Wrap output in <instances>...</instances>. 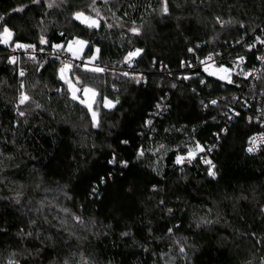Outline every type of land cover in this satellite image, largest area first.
<instances>
[{
  "label": "trees",
  "instance_id": "1",
  "mask_svg": "<svg viewBox=\"0 0 264 264\" xmlns=\"http://www.w3.org/2000/svg\"><path fill=\"white\" fill-rule=\"evenodd\" d=\"M162 7L163 0H97L100 27L88 28L73 14L95 18L92 0L51 8L42 0H0V25L13 33L0 44V264H264V148L246 152L247 139L263 128L243 111L226 121L227 107L240 100L232 96L246 93L242 78L224 85L196 68L209 53L220 54L219 64L237 56L244 67L254 64L264 0H168L167 14ZM75 38L88 42L84 57L106 67L74 68L80 84L65 73L100 94L98 127L71 99L56 61L7 62L17 43L49 50ZM136 48L143 52L130 67L125 57ZM126 68L143 80L133 83ZM21 84L30 98L23 105ZM254 91L264 92V66ZM102 97L119 103L105 108ZM197 143L211 149L215 178L202 152L176 163Z\"/></svg>",
  "mask_w": 264,
  "mask_h": 264
},
{
  "label": "snow or ice",
  "instance_id": "2",
  "mask_svg": "<svg viewBox=\"0 0 264 264\" xmlns=\"http://www.w3.org/2000/svg\"><path fill=\"white\" fill-rule=\"evenodd\" d=\"M33 3H39L40 0H32ZM104 3H107L108 0H103ZM55 3V0H52V2H50L48 4V7L51 8L53 6V4ZM95 4H96V0H92V11L96 13V16L99 17V9L95 8ZM26 7V6H25ZM25 7H20V8H16V9H13L14 12H24L25 10ZM169 11L168 9V0H163V7H162V12L164 14H167ZM73 18L76 19V20H79L81 23L85 24L88 28H99L100 27V22H99V19H96V18H93L91 15H86L84 11H77L73 14ZM4 18L3 17H0V21H2ZM217 22L218 23H221L223 24L224 22L220 20L219 17H217ZM109 28L113 27V25L109 24L107 25ZM0 27H2V32H0V42H3V43H8V38H10L13 33L12 31L7 27V24H2L0 25ZM130 32H132L133 35H139V28H136V27H132L131 29H129ZM257 40L264 44V40H260L259 37H257ZM40 43L41 44H46L48 43V41L45 39L44 36H41L40 37ZM237 43H240V41H237ZM88 42L87 41H84V40H81L79 38H75L73 40H70V41H67L66 42V46L65 45H61V44H58V45H54V48L57 50V52L59 53L61 50H64V51H67L71 54L72 56V59H79V55H78V52L82 50V47L83 46H87ZM81 46L79 49H76L74 50V46ZM16 47L17 48H24V47H34V46H31V45H28V46H25V45H22V44H19L17 43L16 44ZM249 49L255 47V45H249L248 46ZM100 49L97 48L95 49V52L96 53H99ZM189 51H194L193 49H189ZM143 52V49H140V48H136L134 49L133 51H129L127 56L125 57V63H127L130 67H131V64L134 60V58L140 56ZM218 55V54H217ZM213 54H209V56L205 59V60H201V63L202 64H206L208 61H212L213 60ZM96 59V56L94 55L90 61L86 62V63H83L81 65H74L72 63V60H65V61H62L61 64L62 66L59 68V78L61 80H64L65 83L68 84V90L70 92V95H71V99L74 100V101H79V103L81 104H84L87 108H88V111L91 113V117H92V124H93V127H98L99 126V119H98V112H99V101H96L95 100V97L100 95L99 93H97L93 88H90L88 87L87 85H84L82 88H77L75 84H73L71 82V78H66L65 77V73L66 71L69 72V73H72V75L74 76L75 78V81H76V84H80L81 83V80H80V77L79 76H75V73L73 72V69L74 68H78L80 69L81 71H87V72H95V73H100V72H104L105 69L104 68H100L99 66H93V67H89V64L92 63V61H94ZM259 60L261 61H264V56H260L258 57ZM244 60L243 57H239L238 58V64L239 63H242ZM10 63H15L16 62V58L15 57H12L10 58ZM237 64V66H238ZM43 65H41L42 67ZM190 66V65H189ZM205 71H208V68L206 67L205 68ZM219 72L221 73H225V75H219L217 78L222 80V81H226L227 83H233V80L231 79V70L230 69H227V68H224L223 66H221L219 69H218ZM20 76H23L24 75V72L23 70L20 71ZM216 73H213V72H209V75H215ZM245 75V77L247 76H250L252 75L251 72H244L243 73ZM124 76H128L129 73L127 72H124L123 73ZM189 77H185V79H188ZM137 83L140 82L139 79L136 80ZM201 83H205V81L201 80ZM23 84H21V88H23ZM173 87H175V85H173ZM59 91V90H58ZM78 93H82L83 95V99L81 98L80 95H78ZM89 94H91V98H92V103H89L88 102V97H89ZM30 98L27 96V94L21 92L20 94V97H19V104L23 105L24 103H26ZM93 103H95L97 105L96 109L94 110L93 109ZM102 103H103V107L105 108H114L115 105L117 103H119L118 100L116 101H112V100H109L107 97H102ZM203 103V102H202ZM211 105H216L218 103L217 100H211L209 102ZM36 107H40L39 104L36 105ZM157 108H160L161 106L159 104L156 105ZM204 107H208V105H204ZM19 115L23 116L24 115V112H19ZM236 115H239V113H236ZM251 120V118H249ZM151 121H146V124L147 125H151ZM257 139H260L262 141H264V136H261V137H252L250 139V144L252 146H250L247 151L248 152H254L257 150V145H256V141ZM123 143H128L127 141H123ZM163 147V146H161ZM196 150L198 151H204V148L203 146H201L199 143L196 144L195 146ZM208 151H211V149H208ZM144 155V150L143 149H139L138 152H137V158H140ZM195 155H196V152L192 149H190L187 153V156H177V159H176V163L177 164H180L182 163L183 161H185L186 159L188 160V162H191L192 159L195 158ZM110 164H115L116 163V159H115V156L113 157L112 160L109 161ZM122 163V166L123 167H128V162L127 161H123L121 162ZM204 163L210 165L209 169H208V175L215 178L216 177V171L214 170L215 169V165L212 164V162L210 160H205ZM101 182L103 183L104 180L102 179ZM93 193L96 192V189L93 188ZM63 211L65 213H67L69 210L67 208L63 209ZM169 213H171V209H168ZM73 219L79 223V224H83V219L81 216H73ZM200 225L198 224L197 227H199ZM172 229L169 228L168 229V232L169 233H172ZM28 235H31V233H28ZM123 236H128L129 233L128 232H124L122 233ZM180 251L183 253L184 252V248L181 247L180 248ZM15 255V254H13ZM82 259H83V256H82ZM8 264H18V262L16 260H9ZM64 264H68V261H65ZM84 264H87V260L85 259L84 260Z\"/></svg>",
  "mask_w": 264,
  "mask_h": 264
},
{
  "label": "built area",
  "instance_id": "3",
  "mask_svg": "<svg viewBox=\"0 0 264 264\" xmlns=\"http://www.w3.org/2000/svg\"><path fill=\"white\" fill-rule=\"evenodd\" d=\"M260 40H264V34L262 35ZM260 44L262 47V52L260 55H258V57L264 56V44H262V43H260ZM28 45L29 44H25V46H28ZM209 54H213L214 58L212 61H208L206 64H202L200 61L196 66V68L201 73H203L207 77H210L214 80L219 81L220 83H222L224 85L230 84V83H227L226 81H222V80L217 78L219 75H225V73H221L218 71V69L221 66H223L224 68L231 70L230 74H231L232 80L235 77H240L247 84L246 93H242L240 96L238 94H235L232 96V99H235V100H237V98L240 99L239 104L237 106L236 105L228 106L226 114H225V118H226L227 123H229L230 121H233L234 118L237 116L236 113H240L243 111L246 113V120L247 121H252L254 123H258L263 128L262 132L251 135L247 139L246 152L249 154H253V153L257 152L258 150H260L261 148H264V141L257 139V141H256L257 150L254 152H248L247 151V149L250 146H252L250 144V139L252 137L264 136V92H261V91L260 92H255V91L253 92V86L259 80L260 75L262 73L264 61L259 60L257 57L256 62L254 64H252L251 66L244 67L246 65V62H247L245 57H243L244 58L243 62L238 64V58L242 57V56H237V57H234L231 59L232 65H224V64H219V58H220L219 53H215V54L209 53ZM209 54H207L202 60H205L209 56ZM20 56H23V57L28 58V59H33V58L43 56L46 59H52V60L56 61L58 64V68H60L62 66L61 62L65 61V60H72V63L74 65H81V63H85V57L83 55L80 56L79 59H72V56L67 54L64 50H61L58 53L54 47L49 49V50H42V49L37 50L34 47L17 48L16 46H13L10 48L9 53H8V60H7L8 64H13V63L9 62L10 58L15 57L16 62H18ZM237 64H238V66H237ZM90 65L92 67L93 66H99L100 68L106 69V67L101 66L95 60L92 61V63ZM206 67L208 68V71H205ZM192 68H194V66H191V69ZM20 71H21V69L18 68L17 69L18 75H20L19 74ZM124 72L129 73V75L127 77L135 84H139L143 80V74L140 72L134 71L130 68L124 69L122 71V73H124ZM209 72H213L216 74L215 75H209ZM244 72H251L252 75L245 77V75L243 74ZM137 79L140 80L139 83L136 82ZM112 80L117 81V78L113 77ZM82 87H83V85L78 86L77 88H82ZM78 95H80L82 99L84 98L82 93H78ZM249 118H251V120ZM224 131H225V127H223L221 129V132H224ZM207 151H208V149L202 151V153H204V156L202 157L203 163L205 160H210L208 154L206 153ZM185 162H188V160L186 159L182 163H185ZM206 165H208V164H206ZM8 262H7V264H8ZM18 264H19V262H18Z\"/></svg>",
  "mask_w": 264,
  "mask_h": 264
},
{
  "label": "rangeland",
  "instance_id": "4",
  "mask_svg": "<svg viewBox=\"0 0 264 264\" xmlns=\"http://www.w3.org/2000/svg\"><path fill=\"white\" fill-rule=\"evenodd\" d=\"M96 1H97V0H96ZM100 1L103 2V0H100ZM42 2L45 3V4L48 6V4H49L50 2H52V0H42ZM60 2H61V0H55V3L53 4V6H57V5H59ZM93 14H94V17H95L96 19H98V18H102L100 15H99V17L95 16V15H96L95 12H93ZM10 39H11V37L8 38V42L10 41ZM69 41H70V40H69ZM0 44L5 46V45H7L8 43L0 42ZM64 45L66 46V43H65ZM15 46H16V45H15ZM80 47H81V46L76 45V46H74V50L79 49ZM86 47H87V46H83V47H82V50L78 52L79 57L82 56V55L84 54V51L86 50ZM65 52L71 56V54H70L69 52H67V51H65ZM92 57H93V56H90V57L85 56V63L88 62V61H90ZM81 64H83V63H81ZM90 64H91V63H90ZM90 64H89V67H92ZM21 92L25 93V88H24V87L21 88V86H19V94H18V97H17L18 104H19V97H20ZM19 105H21V104H19ZM84 106H85V105H84ZM85 107H86V106H85ZM86 108H87V107H86ZM191 149L194 150V151L196 152L195 157L201 152V151L196 150L195 147H194V148H191ZM180 164H182V163H180Z\"/></svg>",
  "mask_w": 264,
  "mask_h": 264
},
{
  "label": "crops",
  "instance_id": "5",
  "mask_svg": "<svg viewBox=\"0 0 264 264\" xmlns=\"http://www.w3.org/2000/svg\"><path fill=\"white\" fill-rule=\"evenodd\" d=\"M89 103H92L91 94H89V97L87 98Z\"/></svg>",
  "mask_w": 264,
  "mask_h": 264
}]
</instances>
